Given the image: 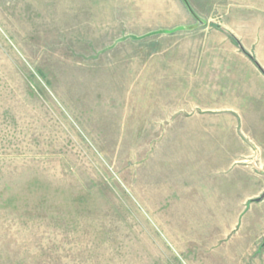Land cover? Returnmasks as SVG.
Returning a JSON list of instances; mask_svg holds the SVG:
<instances>
[{"label": "rangeland", "instance_id": "obj_1", "mask_svg": "<svg viewBox=\"0 0 264 264\" xmlns=\"http://www.w3.org/2000/svg\"><path fill=\"white\" fill-rule=\"evenodd\" d=\"M264 0H0V264H264Z\"/></svg>", "mask_w": 264, "mask_h": 264}, {"label": "water", "instance_id": "obj_2", "mask_svg": "<svg viewBox=\"0 0 264 264\" xmlns=\"http://www.w3.org/2000/svg\"><path fill=\"white\" fill-rule=\"evenodd\" d=\"M263 195H264V193H263Z\"/></svg>", "mask_w": 264, "mask_h": 264}]
</instances>
